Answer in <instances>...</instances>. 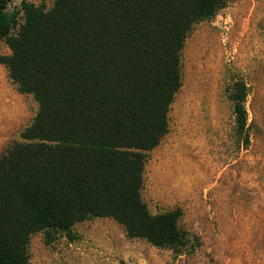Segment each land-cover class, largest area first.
Masks as SVG:
<instances>
[{
  "label": "trees",
  "instance_id": "1",
  "mask_svg": "<svg viewBox=\"0 0 264 264\" xmlns=\"http://www.w3.org/2000/svg\"><path fill=\"white\" fill-rule=\"evenodd\" d=\"M10 1L0 0V63L37 110L0 153V264H27L35 232L72 239L76 223L103 217L178 251L179 209L150 214L141 200L144 152L167 131L186 33L231 0ZM225 92L246 146V84L230 79Z\"/></svg>",
  "mask_w": 264,
  "mask_h": 264
},
{
  "label": "rangeland",
  "instance_id": "2",
  "mask_svg": "<svg viewBox=\"0 0 264 264\" xmlns=\"http://www.w3.org/2000/svg\"><path fill=\"white\" fill-rule=\"evenodd\" d=\"M21 1L46 10L54 0H12L7 9ZM179 63L167 131L144 152L140 197L150 214L179 209L185 244L175 252L155 247L127 238L110 218H91L71 228L72 239L33 233L27 264H264V0H231L193 23ZM237 78L247 87L246 146L225 92ZM36 110L0 63V153L22 141Z\"/></svg>",
  "mask_w": 264,
  "mask_h": 264
}]
</instances>
